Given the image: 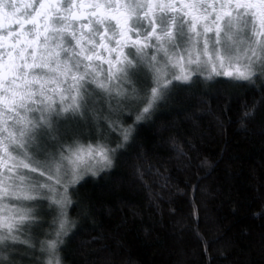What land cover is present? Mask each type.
I'll use <instances>...</instances> for the list:
<instances>
[{"label": "snow or ice", "instance_id": "snow-or-ice-1", "mask_svg": "<svg viewBox=\"0 0 264 264\" xmlns=\"http://www.w3.org/2000/svg\"><path fill=\"white\" fill-rule=\"evenodd\" d=\"M126 48L135 49L139 63ZM185 54L187 64L210 69L201 72L205 79L223 74L255 83L257 75L264 77V0H0V264H21L25 256H34L37 264H62L61 245L74 226L65 211L71 202L68 173L75 183L89 161L93 176L95 165L113 167L134 127L118 128L119 121L111 119L112 94L127 93L112 82L143 78V91L135 84L131 90V98L143 105L135 117L139 121L165 98L172 80H191ZM169 66L178 71L170 73ZM89 81L104 95L91 92ZM257 107V101L246 104L244 119L254 117ZM61 119L75 126L62 128ZM101 121L119 132L115 147L100 139L87 145L66 139L69 132L76 136L92 128L107 138ZM135 172L143 180L139 166ZM156 175L163 183L154 203L164 199L170 182L164 173ZM45 202L57 211L39 241L41 256H35L32 228L42 226ZM176 227L184 226L177 220ZM260 246L264 252V238ZM85 264L117 262L109 253Z\"/></svg>", "mask_w": 264, "mask_h": 264}, {"label": "trees", "instance_id": "trees-1", "mask_svg": "<svg viewBox=\"0 0 264 264\" xmlns=\"http://www.w3.org/2000/svg\"><path fill=\"white\" fill-rule=\"evenodd\" d=\"M262 87L264 79L198 75L173 82L144 119H135L142 103L134 106L121 126L134 124L130 140L113 167L70 186L65 211L74 226L61 245L62 264L109 253L117 264H264ZM253 101L255 115L244 119L245 105ZM101 137L109 147L120 139L117 131ZM157 171L170 182L164 199L154 203L163 183ZM44 213L42 226L32 228L35 256H41L39 241L53 215ZM93 237L100 239L86 246ZM21 264L37 261L25 256Z\"/></svg>", "mask_w": 264, "mask_h": 264}, {"label": "rangeland", "instance_id": "rangeland-1", "mask_svg": "<svg viewBox=\"0 0 264 264\" xmlns=\"http://www.w3.org/2000/svg\"><path fill=\"white\" fill-rule=\"evenodd\" d=\"M152 43H155V41H152ZM125 51L130 54L131 58L136 59L137 60V63H139V58L137 57L134 48H126ZM146 51L149 53V56H151V53H152L153 49L152 48H149ZM159 58L162 61H164V59H165L162 53L160 54V57ZM140 66L143 69V65L141 64ZM185 67L188 68V69H190V70H192V72H193V76H192L191 80L194 77L198 76V75H200L201 78H205V77H203L204 75H201V72H204L206 74L207 71H210V69H205L203 66H201L199 69H197V66L195 64H191V65L187 64V54H185ZM102 68H103V76L106 79L107 78V68H108L107 64L102 65ZM81 70H83V69H81ZM219 70H220L221 73H223V69H219ZM168 71L170 73H175V72L178 71V69H174L171 66H169ZM217 77H223V78H227V79H233V78L228 77V76H225L223 74L213 75L211 77V79L217 78ZM256 78L257 79H261V80L264 79V77L259 76V75H257ZM131 79H132L133 83L126 82L123 79H121L119 81L112 82V87H114V88L115 87H120L121 89L127 90V93L125 95H122V96H119V97H117L115 95V93L112 94L113 95V99H112L113 111L110 112V116H111V119L112 120L119 121V123L117 124V127L118 128H121L122 124L127 119V117L129 115V113L131 112L132 108L134 106H137V105L141 104V102H140L139 99H133V98H131V90H132V88H133V86L135 84V86L137 88H139V89H141V91H143L144 83L141 82V80L143 78L141 77V80H138L136 76H133ZM169 79H171V75H169ZM233 80H235V79H233ZM173 82L187 83V82H182V81H177V80H172V83ZM188 82H190V81H188ZM146 83H147L148 86H151L152 81H151L150 75H149ZM86 87L91 92L97 93V94H99L101 96L104 95V93H102L100 89H97L95 87V85H93L90 81L89 82H86ZM56 107H57V109L59 108V101L58 100L56 102ZM153 108H155V106ZM107 110H108L107 109V106L105 105V111H107ZM32 115H35L37 118L39 116L38 113H34ZM67 115L70 117L71 116V113H69ZM101 123L103 124L104 130H105V132L108 135H110L111 133L114 132V131H111L110 129H108V126H107L106 123H104L103 121H101ZM61 125H62V128H68V129H72L75 126L73 122L65 121L63 119H61ZM75 138L80 139V141L82 143H84L85 145H87V143H89V142H92L93 144H95V142L97 141V139H100L102 137L101 136L98 137L97 134H96L95 129L92 128L91 130L85 129V130L79 132L76 136H74L71 132H69L68 136L66 137V139L68 140L69 143H71L73 141V139H75ZM89 167H93L91 161L88 162L87 166H82L79 169L80 173L82 174V177L83 176H86V175H92V173L87 170V168H89ZM94 167L98 170V172L101 171V170H103V169H100L99 168V165H95ZM70 181H71V172H69L68 173V176L66 177V182H68V191L71 188L70 186L72 184ZM61 191H63V189H61ZM43 211L44 212H47V211L48 212H52L53 215H54L55 212L57 211V208L54 205L53 206V209L50 211L47 208V202H45V208H44ZM49 232H50V229H46L45 230V234L46 233H49Z\"/></svg>", "mask_w": 264, "mask_h": 264}, {"label": "flooded vegetation", "instance_id": "flooded-vegetation-1", "mask_svg": "<svg viewBox=\"0 0 264 264\" xmlns=\"http://www.w3.org/2000/svg\"><path fill=\"white\" fill-rule=\"evenodd\" d=\"M18 2H19V0H18Z\"/></svg>", "mask_w": 264, "mask_h": 264}]
</instances>
